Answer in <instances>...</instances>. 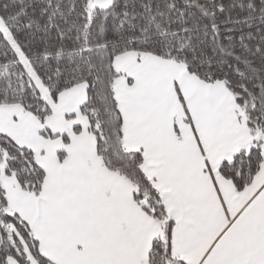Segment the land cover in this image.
<instances>
[{"label": "snow or ice", "instance_id": "1", "mask_svg": "<svg viewBox=\"0 0 264 264\" xmlns=\"http://www.w3.org/2000/svg\"><path fill=\"white\" fill-rule=\"evenodd\" d=\"M0 264H264V0H0Z\"/></svg>", "mask_w": 264, "mask_h": 264}]
</instances>
